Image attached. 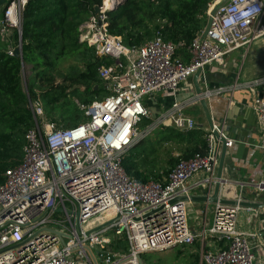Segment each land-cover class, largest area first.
<instances>
[{
  "label": "built area",
  "instance_id": "obj_1",
  "mask_svg": "<svg viewBox=\"0 0 264 264\" xmlns=\"http://www.w3.org/2000/svg\"><path fill=\"white\" fill-rule=\"evenodd\" d=\"M27 1L7 0L1 34L20 35ZM221 1L211 0L207 14ZM111 2L109 7L102 0L98 12L79 26L81 42L97 56L114 60L113 66L97 68L107 94L76 103L84 120L71 127L45 121L40 103H30L34 125L25 133L22 158L4 170L0 182V264H143V253L195 240L202 246L200 264H257L248 241L253 234L236 229L239 210L250 211L240 205L241 198L233 205L215 204L203 233L188 223L190 190L215 178L220 143L213 129L204 136V152L180 158L163 181L133 179L122 158L142 138L137 125L150 115L145 97L163 93L175 98L198 69L220 64L226 55L264 37V0L219 4L205 36L200 33L187 46V63L175 56L177 44L158 31L140 47L125 46L108 30L106 12L117 0ZM19 45L6 52L13 55ZM26 70L22 64L21 71ZM221 91L206 89L202 96ZM253 109L264 128V97L254 98ZM166 121L179 131L196 128L178 101L157 119L158 124ZM225 140L226 146L232 144ZM198 172L205 176L190 185ZM207 237L222 246L209 248ZM115 238L125 240L126 252L112 250Z\"/></svg>",
  "mask_w": 264,
  "mask_h": 264
},
{
  "label": "trees",
  "instance_id": "obj_2",
  "mask_svg": "<svg viewBox=\"0 0 264 264\" xmlns=\"http://www.w3.org/2000/svg\"><path fill=\"white\" fill-rule=\"evenodd\" d=\"M210 2L117 0L106 12L108 30L132 48L142 46L158 31L164 40L177 44L175 56L179 57L202 32ZM101 3L102 0H28L22 14L21 33L12 35L14 45L20 42L21 56L9 55L7 49L0 48V182L4 170L22 158L25 133L34 125L31 102L39 98L46 108L48 121L71 127L84 119L73 98L83 104L107 94L97 68L113 66L114 60L97 56L93 47L79 39V26L94 13V6ZM67 58L74 64L69 65L57 81L56 64ZM22 64L29 67L25 72L21 71ZM178 134L182 133L178 131ZM145 139L137 141L124 154L122 165L127 174L138 181L162 180L161 176L168 173L178 159L163 173L139 171L140 161L146 156ZM204 148L205 142L197 143L181 158L202 153ZM110 247L115 252L127 251L123 239L115 238ZM190 264L198 263L193 260Z\"/></svg>",
  "mask_w": 264,
  "mask_h": 264
},
{
  "label": "crops",
  "instance_id": "obj_3",
  "mask_svg": "<svg viewBox=\"0 0 264 264\" xmlns=\"http://www.w3.org/2000/svg\"><path fill=\"white\" fill-rule=\"evenodd\" d=\"M6 2L7 0H0V16ZM12 35V31L2 34L0 32V48L14 47ZM179 57L185 63L189 61L186 50ZM198 83L203 92L206 89L223 87L220 93L203 96L207 112L218 130L219 137L223 135L224 138L232 140V144L226 146L225 150L221 175L225 182L220 186L218 198L223 200L222 204L230 205L241 198V202L244 203L240 205L250 209V211L243 208L239 210L236 229L253 234L248 241L256 255V263L264 264V150L261 148L264 128L253 109L254 98L264 97V37L252 41L244 49H238L226 55L220 64L213 63L205 66L198 77ZM199 99L194 91L192 76L180 85L175 98L163 93L145 97L143 103L150 115L149 118H145L148 126L141 131L149 135L156 130L164 131V133L178 132L179 130L167 121L157 123L159 116L166 115L172 103L178 101L182 106V113L196 122V128L193 131H180L183 133L181 134L182 142L186 141L189 145L182 146L181 150L192 149L195 144L205 142L204 136L210 127ZM153 117L157 118L156 122H151L154 120ZM138 125L137 130L140 135ZM191 133L193 135L190 136ZM219 145L220 155L221 144ZM216 173L212 182L194 186L195 182L201 181L205 176L203 172L196 173L188 181L194 186L189 192L190 196L195 198L203 195L211 196ZM166 175L167 173L161 176L162 181L166 179ZM215 204L217 202L187 201L188 223L196 233H203L211 225ZM195 242L199 241L195 240ZM206 243L209 248L222 246L221 243H216L209 237Z\"/></svg>",
  "mask_w": 264,
  "mask_h": 264
},
{
  "label": "rangeland",
  "instance_id": "obj_4",
  "mask_svg": "<svg viewBox=\"0 0 264 264\" xmlns=\"http://www.w3.org/2000/svg\"><path fill=\"white\" fill-rule=\"evenodd\" d=\"M71 64H74V61L68 58L57 62L54 72L57 81L61 80L60 77H62L64 70ZM35 101L40 103L42 114L46 121L51 122L52 120L48 121L49 118L46 116V108L43 107V102L39 98L35 99ZM73 102L74 104L78 102L82 103L76 98H73ZM155 117H153L154 120H152L151 122H156L157 118ZM147 126L148 124L143 118V121L139 123L138 128L141 131ZM168 132L169 133H164V131L158 132V130H156L155 133H150L149 135V133H144L143 131H141L139 138H142H140L139 140L143 139L144 137L147 139H145L146 141L144 143V154H146V156L140 161L141 163L139 164V171L144 170L147 173L166 172V170L170 166H172L177 159L179 160L183 156V153L185 150H187V148L183 151L181 150L182 146H189L188 143H186V141L182 142L183 137L178 134V132ZM201 250V244L199 242H195L191 245H179L171 249L143 253L141 254V261L143 262V264H190L193 260H197V263L200 264Z\"/></svg>",
  "mask_w": 264,
  "mask_h": 264
},
{
  "label": "water",
  "instance_id": "obj_5",
  "mask_svg": "<svg viewBox=\"0 0 264 264\" xmlns=\"http://www.w3.org/2000/svg\"><path fill=\"white\" fill-rule=\"evenodd\" d=\"M226 2V0H222L220 3L218 4H215L208 12L207 14V19H206V24H205V27L203 29V32H202V36H205L208 28H209V25L211 23V17L212 15L215 13L216 9L218 8L219 4L221 3H224ZM99 10V6L96 5L94 6V13H97ZM20 40V38H19ZM21 41V40H20ZM13 55L16 56V57H20L21 56V45H19L18 47H16L14 50H13ZM200 73H201V70L198 69L192 76V84L194 86V91H195V94L196 96H198L200 99H199V103L201 104L202 108L205 110V116H206V119H207V122H208V125L210 127V130L213 129V132L215 134V136L217 137L218 141L220 142L221 144V150H220V155H219V161H218V166H217V173H216V180L214 181L213 183V192H212V195L209 196V195H203V196H200V197H193V196H189V200H197V201H202V202H213V203H223L221 199L218 198V192H219V189H220V186L225 182V180H223L222 178V170H223V164H224V155H225V150H226V140L224 137H219V134L217 133V131L215 130L214 128V125L211 121V118L207 112V108H206V101H205V97L202 96V88L200 87L199 83H198V77L200 76ZM241 203H244V202H241ZM244 205V204H242Z\"/></svg>",
  "mask_w": 264,
  "mask_h": 264
},
{
  "label": "bare ground",
  "instance_id": "obj_6",
  "mask_svg": "<svg viewBox=\"0 0 264 264\" xmlns=\"http://www.w3.org/2000/svg\"><path fill=\"white\" fill-rule=\"evenodd\" d=\"M111 1H114V0H104V4H105V5H108V6L110 7L111 4H112Z\"/></svg>",
  "mask_w": 264,
  "mask_h": 264
}]
</instances>
